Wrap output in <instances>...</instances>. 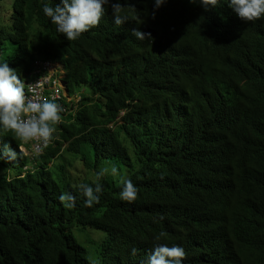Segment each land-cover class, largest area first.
Returning a JSON list of instances; mask_svg holds the SVG:
<instances>
[{
	"label": "trees",
	"instance_id": "obj_1",
	"mask_svg": "<svg viewBox=\"0 0 264 264\" xmlns=\"http://www.w3.org/2000/svg\"><path fill=\"white\" fill-rule=\"evenodd\" d=\"M45 3L59 0H0V62L26 85L37 63L58 64L70 98L85 97L27 170L22 142L0 129V148L20 153L0 160V264H88L75 227L101 234L100 264H142L161 231L195 264H212L216 239L236 264H264V18L244 22L228 0L207 11L167 0L153 19L154 0H120L131 19L116 25L106 5L98 27L68 41ZM108 165L137 200L106 175L85 207L78 185Z\"/></svg>",
	"mask_w": 264,
	"mask_h": 264
},
{
	"label": "clouds",
	"instance_id": "obj_2",
	"mask_svg": "<svg viewBox=\"0 0 264 264\" xmlns=\"http://www.w3.org/2000/svg\"><path fill=\"white\" fill-rule=\"evenodd\" d=\"M166 2L167 0H154L151 14L153 19L156 10ZM188 2L199 4L205 11L220 6V0H188ZM106 5H110L116 25H123L131 19L127 14H122L124 5L120 3V0H115V2L112 0H59L55 6L43 4L42 10L44 15L56 25L58 33L63 34L68 41H75L83 33L99 26L105 15ZM228 7L244 22L254 23L264 18V0H228ZM130 31L131 35L140 41L153 39L150 32L145 33L138 28H132ZM52 65L56 67L58 64L52 63ZM57 76L61 79L66 94L60 105L56 103L55 98H43L39 93H34L31 96L26 94L27 85L17 71L9 66L7 60L0 62V129L4 133H13L14 137L22 142L23 146L19 152L29 160L25 170L29 169V165L35 158L41 157L44 150L53 142L56 125L62 122L63 108L68 109L66 116H69L85 97V91H83L75 98H70L66 91L65 74L58 73ZM34 77L36 80L35 68ZM124 116L125 114H122V117ZM33 142H35L34 153L32 150H24L25 145L28 148L29 144L33 146ZM18 155L20 153L13 150L7 142L2 143L0 160L15 161ZM141 166L137 164V169ZM106 175L112 176L118 182L120 186L119 198L122 201L131 204L137 200L138 189L130 177L121 173L115 165H108L95 172V179L91 184L81 183L78 185V189L84 197L85 207L91 208L95 204H99L103 187L100 181ZM58 199L68 209L75 207L76 197L70 192L61 193ZM160 219L163 220L164 217L161 215ZM166 236L167 233L161 231L154 237L153 248L146 255L147 259L142 261V264H195L190 255H187L188 249L183 242L169 238L172 242L160 243ZM215 244L222 247L220 248L221 253H219L214 245L211 252L213 255L212 264H236L232 257L226 253L225 244L218 239L215 240ZM139 252L140 249L137 247L131 249L133 256ZM87 260L88 264H100L99 258L94 253H90Z\"/></svg>",
	"mask_w": 264,
	"mask_h": 264
},
{
	"label": "built area",
	"instance_id": "obj_3",
	"mask_svg": "<svg viewBox=\"0 0 264 264\" xmlns=\"http://www.w3.org/2000/svg\"><path fill=\"white\" fill-rule=\"evenodd\" d=\"M55 67L49 63H39L35 66V76L37 79L26 86V94L29 96L34 93H39L43 98H46L47 94H50L55 101L61 103L66 97L65 87L61 82V79L57 76ZM68 114V109L63 108L61 117ZM35 150V142H33L32 152Z\"/></svg>",
	"mask_w": 264,
	"mask_h": 264
},
{
	"label": "rangeland",
	"instance_id": "obj_4",
	"mask_svg": "<svg viewBox=\"0 0 264 264\" xmlns=\"http://www.w3.org/2000/svg\"><path fill=\"white\" fill-rule=\"evenodd\" d=\"M26 90V88H25ZM30 149L24 148V150H32V145H28ZM72 233L76 238L77 242L81 244L83 247H86L89 254L94 253L97 256V251L101 245V234L98 231L93 229H80V228H73Z\"/></svg>",
	"mask_w": 264,
	"mask_h": 264
},
{
	"label": "bare ground",
	"instance_id": "obj_5",
	"mask_svg": "<svg viewBox=\"0 0 264 264\" xmlns=\"http://www.w3.org/2000/svg\"><path fill=\"white\" fill-rule=\"evenodd\" d=\"M49 64L52 65V63H50V62H49ZM55 69H56V71H57L58 73H64V70H63V68H62L60 65H57V66L55 67ZM196 69H198V68L195 67V68L192 69L191 71H195ZM202 106H203V102H202ZM3 162H4V161H3ZM8 162H10V161H8ZM215 246H217V250H216V251H218L219 253H221V250H220V248L218 247V244H215ZM211 258H213L212 253H211ZM122 264H124V262H123Z\"/></svg>",
	"mask_w": 264,
	"mask_h": 264
}]
</instances>
